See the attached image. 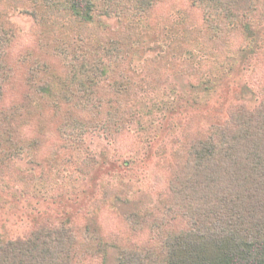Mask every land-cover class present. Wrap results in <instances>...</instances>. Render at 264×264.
Segmentation results:
<instances>
[{
    "label": "trees",
    "instance_id": "trees-1",
    "mask_svg": "<svg viewBox=\"0 0 264 264\" xmlns=\"http://www.w3.org/2000/svg\"><path fill=\"white\" fill-rule=\"evenodd\" d=\"M165 1L0 0V182L35 193L32 173L16 162L26 155L37 163L47 117L60 149L72 155L95 132L116 140L140 124L134 107L142 94L159 97L171 73L203 87V77L214 75L211 60L238 56L264 26V0H184L199 18L177 11L179 21L152 40L148 25ZM7 7L36 27L34 50L15 60L28 66L21 92L13 89L18 38ZM141 29L148 40L129 33ZM254 59L257 104L232 105L222 123L199 128L184 152H174L177 163L157 203L123 212L125 244L106 235L96 216L75 226L46 222L23 238H0V264H264V61ZM13 90L19 96L5 105ZM93 163L85 158L78 173L89 174Z\"/></svg>",
    "mask_w": 264,
    "mask_h": 264
},
{
    "label": "rangeland",
    "instance_id": "rangeland-1",
    "mask_svg": "<svg viewBox=\"0 0 264 264\" xmlns=\"http://www.w3.org/2000/svg\"><path fill=\"white\" fill-rule=\"evenodd\" d=\"M181 10L193 13L194 20L199 18L184 0H166L149 22L152 40L159 38L165 26L179 21L174 15L177 11L182 14ZM5 12L18 38L12 49L11 62L20 73L13 89L21 92L28 66L19 67L15 60L27 50H34L36 27L31 18L10 7ZM75 25L73 22L76 29ZM65 30H68L67 26ZM95 30L87 29L86 32L94 31L92 36L97 38ZM120 32L128 34L125 28ZM129 33L147 39L143 29ZM168 37L171 39V35ZM188 40L193 45L199 43L190 34ZM157 43L165 49L168 46L164 40ZM153 54L160 56V49L154 50ZM197 54L203 56L200 51ZM262 55L264 26L238 56L229 54L227 60L225 57L211 60L214 75L203 77V81H208L203 87L192 88L189 78L171 73L159 86V97L152 93L138 98L134 110L139 125L133 124L129 133L118 135L116 140L98 132L88 135L85 147L73 155L60 149V141L54 132L55 123L47 117L48 137L40 141L37 163L26 155L16 162L19 170L32 173L29 186L35 188V193L26 194L14 185L0 182V238L20 239L46 222L75 226L84 218L96 216L106 235L112 234L120 246L125 244L130 231L122 219L123 212L130 207L139 205L144 209L157 203V193L166 188L170 170L177 163L174 152H184V144L190 143L199 128L222 123L232 105L244 104L252 109L257 104V86L252 73L255 66L252 65L258 62L254 58L264 61ZM142 60H135L134 68L140 69ZM53 67L59 69L58 64L53 63ZM14 90L8 92L5 105L13 103L19 96ZM85 158L93 160L95 167L93 163L89 174L80 175L78 170H82ZM138 239L141 241V236Z\"/></svg>",
    "mask_w": 264,
    "mask_h": 264
}]
</instances>
